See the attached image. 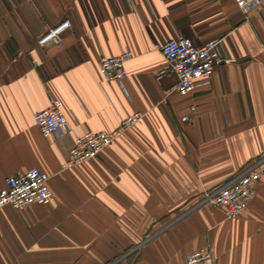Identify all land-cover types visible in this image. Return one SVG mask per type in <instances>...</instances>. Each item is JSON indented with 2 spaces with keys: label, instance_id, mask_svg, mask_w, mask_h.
Masks as SVG:
<instances>
[{
  "label": "crops",
  "instance_id": "crops-1",
  "mask_svg": "<svg viewBox=\"0 0 264 264\" xmlns=\"http://www.w3.org/2000/svg\"><path fill=\"white\" fill-rule=\"evenodd\" d=\"M63 19L62 42L41 46ZM179 36L221 39L235 61L181 95L159 49ZM125 50L121 84L99 62ZM54 98L71 130L49 138L34 116ZM135 114L63 168L75 137ZM263 154L264 0H0V191L32 167L52 190L48 204L0 207V264H186L206 245L215 264H264V175L237 218L205 201Z\"/></svg>",
  "mask_w": 264,
  "mask_h": 264
},
{
  "label": "built area",
  "instance_id": "built-area-1",
  "mask_svg": "<svg viewBox=\"0 0 264 264\" xmlns=\"http://www.w3.org/2000/svg\"><path fill=\"white\" fill-rule=\"evenodd\" d=\"M70 27L69 19L59 21L39 37L38 43L41 46L60 44L64 32ZM159 49L168 63L166 71L176 76V89L184 96L194 92L202 83H209L217 67L235 61L227 52L223 41L218 38L196 44L190 37L179 36L161 43ZM132 56L131 50H125L116 56H102L99 62L102 74L107 79L123 84L128 75L125 63ZM192 109L195 110V106H192ZM137 117L138 114H135L122 119L120 126L111 131L90 130L75 137L63 168H70L98 156ZM34 119L45 137L57 138L71 130L64 113V103L57 98L52 99L49 106L37 112ZM187 119V115L183 117V120ZM263 175L264 154L252 161L239 174L214 189L207 195L205 201L223 211L227 219L237 218L254 198L256 183ZM49 179L50 175L38 167L8 176L5 187L0 191V207L9 205L18 209L34 203L48 204L52 199ZM186 264H215L212 247L206 245L189 253Z\"/></svg>",
  "mask_w": 264,
  "mask_h": 264
}]
</instances>
